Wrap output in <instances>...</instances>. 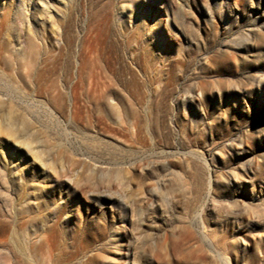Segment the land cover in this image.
I'll use <instances>...</instances> for the list:
<instances>
[{
    "label": "rangeland",
    "instance_id": "obj_1",
    "mask_svg": "<svg viewBox=\"0 0 264 264\" xmlns=\"http://www.w3.org/2000/svg\"><path fill=\"white\" fill-rule=\"evenodd\" d=\"M46 1L0 0V264H264V0Z\"/></svg>",
    "mask_w": 264,
    "mask_h": 264
},
{
    "label": "bare ground",
    "instance_id": "obj_2",
    "mask_svg": "<svg viewBox=\"0 0 264 264\" xmlns=\"http://www.w3.org/2000/svg\"><path fill=\"white\" fill-rule=\"evenodd\" d=\"M66 1L67 0H47L46 2H49L50 4H47V3L44 4V2H45L44 1L42 4H44V6L45 5L46 6H45V9L40 10L41 14L42 13H47L50 10H54V12L57 15H59V12L57 11V9L62 8L63 6H65L66 5ZM29 6H30V4H29ZM50 6H52V7H50ZM124 8H125V5L121 4V11L120 12H122V13L124 11L127 12V10H124ZM27 10H30V9H27ZM130 15H131V13L128 14L129 17H130ZM140 23H141V20L140 21L138 20L136 24L138 26H140L142 24V23L141 24ZM50 27H51V29L54 32L53 33L54 37L56 39H60L58 37L59 33L57 31H55L54 25H50ZM69 42H70V39L65 38V45H68ZM27 47L30 50L34 49V47H35L34 36L27 39ZM107 47H109V46H107ZM107 47H106V49H107ZM96 51L98 52L97 47L95 48V53H93L94 55L92 54V56L90 58L91 67L89 68L88 71L86 70L87 71L86 72L87 75L85 73L83 74V73L80 72V77H79L80 79L77 82V84H75V88H76V90L77 89L80 90L81 95L84 96V98H86L85 101L89 105L94 106L95 108H98L99 105L104 104V103L106 104L107 97L110 95V90H109V88L106 85L98 84V80L104 76L105 70L103 68H101L100 66L95 65V62L98 59V54H97ZM193 97H194V95L191 94L190 98H193ZM59 99H60V97H59ZM72 104L76 105V102L73 101ZM107 108L109 110H117L116 108H118V107H117L116 104H115V106L111 105V104H107ZM117 111H119V110H117ZM74 113L76 114V112H74ZM135 114H136V112H135L134 108L128 109L127 112L125 113V117L127 118V121L129 123V125H131V127L135 130L134 134H136V131H137V128H138V124H137V121H136ZM15 116H17V115H14V113L13 114L12 113L9 114L10 122L14 119ZM47 116L54 117L55 113L50 112V113L47 114ZM28 126H29L28 121L23 120L22 127L23 128H27ZM5 133L7 134V136H9L13 140V142H16L18 147H20V148H22L24 150L25 154L30 157V160H31L32 163L38 164L40 166L42 174L45 175V177L47 179L51 178V177H54L53 179H55L57 177L58 178H64V176H66L65 177V181L67 183H69L70 185H75V186L78 185L77 184V180L75 179V176L66 175L67 174L66 171H62V170L61 171L60 170L57 171L49 163V161L42 155V152L39 151L38 149L34 148V146L32 145L33 138L31 137L30 134L28 135V139L27 138L26 139H19L18 136L15 133L13 124H11V123L9 124L8 127L5 128ZM231 143L232 142H229L227 144L230 145ZM194 151L195 150H193V149H189L188 152H189V154L196 156V153H194ZM203 162L205 163V161H203ZM103 195L107 196V197H110L109 193H103Z\"/></svg>",
    "mask_w": 264,
    "mask_h": 264
}]
</instances>
